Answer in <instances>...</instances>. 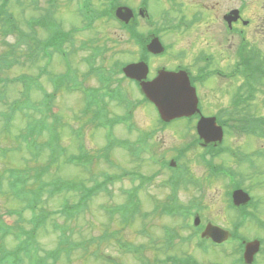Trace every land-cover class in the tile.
<instances>
[{
    "label": "rangeland",
    "instance_id": "rangeland-1",
    "mask_svg": "<svg viewBox=\"0 0 264 264\" xmlns=\"http://www.w3.org/2000/svg\"><path fill=\"white\" fill-rule=\"evenodd\" d=\"M37 11L30 0H22L23 5L17 6L16 1H8L6 9L18 17L19 21L29 31L26 25L31 17H39L44 14L43 8H51L52 16L60 24L65 32L71 34V43L68 45L66 63L64 58L55 54L52 57L39 59L37 62L32 60L29 55L22 57L20 65H13L12 70L0 71V157L2 151L6 150L7 158H0V173L10 167L20 169H30V167L48 166L45 178H62L72 180L78 183L85 182L89 186L97 185L98 182L107 181L105 175H120L124 172H140L146 175H156L154 182L146 184L139 192L141 207L144 213L153 208V201L164 200L169 193V188L163 186L173 170L162 167L154 162L153 158L163 157L165 159L175 158L179 155V164L183 171L187 172L189 182L183 185L179 192V199L184 204H189L190 199H196L200 204L201 210L199 216L202 224L211 222L224 228L235 229L247 240L261 238L264 240V134H251L239 132L237 125H241L240 120L264 121V83L258 88L256 99L246 111L236 112L234 115H222L223 119H232L231 128H228L222 142V150L212 159L213 165L225 167L235 174V179L242 181L243 186L248 188L254 197L255 209H249L254 212L246 220H240L235 211L228 207V191L233 183L229 176L222 173L216 177H210L212 174L208 164L203 157L210 160V155H205L206 148L191 144L195 139L196 130L188 125L185 120L178 119L167 127L159 123V116L155 106L152 103L145 102L140 104V91L137 85L130 79H123L121 86L124 95L136 106L133 108L132 118L129 125L133 124V130L130 131L129 125L120 123L113 129L114 137L133 141L137 139L141 132H147L150 136L148 150L139 156L131 154L130 149L116 146L112 151V163H107L102 157L99 158L108 144L107 132L105 128H97L90 122V116H84L82 109L84 106V96L81 92L70 91L66 85L60 87L56 93L51 106L52 112L44 115L37 109L38 104L44 98V92L33 85L32 82L38 79L45 92H54L55 85L52 82L54 75H67L73 78L85 81V85L99 86L96 77H87L89 69L88 58L93 60L90 55L99 46L104 48V53L98 57V62H104L107 67H114L119 64L122 68L128 62L140 60L141 47L135 44V40L130 38L128 31L118 27L114 20L106 18H96L92 26H87V21L81 16L79 1L85 4L90 1L91 6L99 11L106 5V0H56L50 5L49 0H35ZM183 2V7L179 2L170 0H148L149 14L152 15V22L140 18L138 24L139 31L148 34L163 28L161 33L165 43L169 45L168 50L158 58L148 55V63L151 61V69L155 74L157 67H166L168 70L176 62L179 64H193L196 53L203 49L214 56V67L224 70H231L232 64L236 60L234 57L235 47L246 37V43L253 51L258 52L260 56L264 55V33L261 19L264 15V0H178ZM3 0H0L2 3ZM124 4L136 9L142 0H121ZM140 4V5H139ZM182 4V3H181ZM32 5V6H31ZM200 6L199 13H202L201 21L195 22L190 27L177 30L172 20L165 17L179 18L182 15L189 20L193 9ZM34 7V8H33ZM192 7V8H191ZM231 7H241L244 11L245 19L249 20V27L245 28L244 33L234 32L228 36L224 29L222 13ZM35 8V9H36ZM98 8V9H97ZM183 10V11H182ZM181 11V12H179ZM87 27V28H86ZM44 28V27H41ZM240 28H243L242 25ZM36 34L38 39H45L49 35L45 31H39ZM13 33L4 34L0 21V55L7 53L15 40ZM230 37V38H229ZM35 40V39H34ZM135 41V42H134ZM37 40L29 44L28 47H36ZM23 48H26L24 46ZM202 51V50H201ZM22 53V52H21ZM14 55H8L13 58ZM72 70L68 71L67 69ZM28 74L32 81H28V87L16 81L19 75ZM11 80V81H9ZM240 78L229 79L227 81L212 78L201 88L200 94L205 114H213L219 111V108L230 111L234 99L235 90L241 83ZM264 81V80H263ZM15 100H21V105L28 107L23 111L12 113V103ZM48 101L47 99H45ZM132 106V105H131ZM107 108L111 117L124 115L126 109L130 108L128 102L118 103L115 101L107 102ZM234 111V108H233ZM207 115V116H211ZM235 123V124H234ZM36 125L44 127L41 134H32L31 128ZM237 124V125H236ZM58 133L57 141L53 146H59L63 154L59 159L55 158L56 164H48L51 159L50 142L52 141L51 128ZM49 129V130H47ZM238 131H236V130ZM37 130V128H35ZM264 133V132H263ZM141 134V133H140ZM83 142L86 151L93 154L94 170L93 173L84 171L81 166L71 164L69 157L72 154L79 153L78 145ZM45 145L43 153L35 162L34 155L37 153L35 145ZM198 144V146L196 145ZM190 145V146H189ZM187 148V149H185ZM178 149V150H177ZM185 149L180 152L179 150ZM109 151V150H108ZM182 155V156H180ZM130 176V175H129ZM195 179L199 181L192 185ZM98 181V182H97ZM140 178L125 177L121 179H111L107 181L106 188H100L94 201L90 204V209L82 213L78 218L64 220L57 217L59 223L67 224L72 239L80 242L82 246L70 245V258L62 259L60 264H111V262L98 259L96 256H102V253L118 255V260L124 264H140V260L134 254L116 253L113 245V236H121L122 239L134 244H145L141 253L144 257V264H168L166 261L171 257L187 258L192 257L201 264H237L235 259L237 254H232L233 243L227 242L224 245H212L209 242L202 241L199 247L196 236L189 238L194 233L190 228L193 224L194 216L189 220V226L185 227V221L178 216L169 215H148L136 216L128 222H125L124 213L118 212L109 214L115 207L124 206L127 200H130L129 192L140 184ZM200 184L201 187H197ZM105 190V191H102ZM77 200V197L73 201ZM60 200L54 202L45 201L41 203L48 210H55L59 207ZM22 203L11 198L8 194H0V211L8 209H20ZM104 207V209H101ZM106 210L108 212H106ZM106 212V213H105ZM57 216V214H56ZM8 221L16 222V217H7ZM54 217L44 230L37 234L45 250L60 248L57 244L61 237L58 231H54L52 222ZM243 221V222H242ZM241 222V223H239ZM241 224V225H240ZM145 227L146 231L141 232ZM174 231L175 241L169 243L167 229ZM104 232L110 233V238L100 239ZM64 237L66 233L62 232ZM178 234V236H177ZM94 238L93 243L89 240ZM108 240V241H107ZM15 241L9 240L8 245L14 246ZM264 246V245H263ZM236 250V249H235ZM181 260L179 264H184ZM26 264V263H25ZM258 264H264V254L258 255Z\"/></svg>",
    "mask_w": 264,
    "mask_h": 264
},
{
    "label": "trees",
    "instance_id": "trees-1",
    "mask_svg": "<svg viewBox=\"0 0 264 264\" xmlns=\"http://www.w3.org/2000/svg\"><path fill=\"white\" fill-rule=\"evenodd\" d=\"M8 1L3 0V3L0 5V20L4 23L7 31L15 33V36L18 37L16 45L14 47L15 56L11 58V61H8V57L3 59L4 66L3 68L12 67L15 64L22 63L21 58L24 54L19 53L18 49L21 41L25 36L22 34L19 19L16 17L12 11L6 9L5 7L8 4ZM14 1V0H13ZM16 4L21 2V0H15ZM35 3V0H30ZM118 1V3H117ZM119 0H112L110 8H107L103 11L101 15L109 16L113 13L114 8L119 5ZM19 6V5H18ZM50 14V12L48 13ZM99 15V17H103ZM88 18V16H85ZM47 19V17H45ZM89 25L93 23L92 20L89 21ZM2 28V27H1ZM120 28L125 30V28L133 33V35L140 41L143 45V33L136 30V27L129 26L123 23ZM3 30V28H2ZM68 33L56 28L52 34L46 37V42L40 43L41 46L45 45L55 46L57 49H61L63 44L68 38ZM99 53H104V48L99 46L97 48ZM28 56V54H25ZM29 56L35 61L39 58V52L30 53ZM93 58L91 60L88 58V63L90 65V72L95 73L96 76L105 84L102 86L106 90L105 93L98 94L95 89H90L88 91V102L85 108V112L90 116V122L94 125L107 127L112 129V126L119 121L126 120L127 116L120 117L117 120L102 119L101 115H109V110L107 108V102L115 101L118 103L128 102V98L124 95L121 86L123 78L119 79V82H115V75L117 74V64L114 67H107L104 62H98V58L93 55L90 56ZM66 76H55V79L58 85L67 83L65 81ZM17 81L22 80L21 77L16 78ZM111 80V81H110ZM114 80V82H113ZM113 82V84H112ZM77 89L78 85L74 84ZM54 93L48 94V98H53ZM108 97V98H107ZM131 104V102L129 103ZM111 117V116H110ZM144 142V139L141 140ZM117 144H121V141L118 140ZM124 143V142H122ZM125 144V143H124ZM123 145V144H121ZM127 146L132 150V145H123ZM137 151L139 147L136 146ZM57 151L53 150L51 160L55 162L57 158ZM101 153V152H100ZM112 153V152H111ZM79 155L77 158H72L70 162H76L82 164L84 171H88L90 163L93 162L94 155L86 151ZM99 157L105 158L102 153L98 155ZM2 158V156L0 157ZM108 158V157H106ZM38 160V159H37ZM35 160V162L37 161ZM52 162L48 164L52 165ZM54 164V163H53ZM32 168V167H30ZM48 166L41 165L40 167H35L31 169L34 173H30L29 169H10L5 172L0 173V194H8L11 198L12 195L19 202L22 201L25 205H22L20 209H8L7 211H0V264H20L23 261V258L28 260V264H37L41 262L42 264H59L62 259L70 258V245L71 243L74 246H82L80 242H76L72 239L71 232H69V227L67 224L59 223L57 217L63 218L64 220L78 218L82 213H86L90 209V204L94 201L97 191L100 188H105L107 182H101L97 185L89 186L85 182H75L72 180H65L62 178L47 179L45 178V173ZM8 173V174H7ZM123 176V175H119ZM115 176V177H119ZM109 175L108 179H112ZM7 188H4V186ZM77 197V200L73 201ZM57 200H60L59 207L57 209L48 210L41 203L45 201H51L53 204ZM57 214V216H56ZM7 216H15L16 222L12 224L8 222ZM54 217L52 225L54 226V231H58L61 237L58 239L57 244L63 245L64 248H58L57 250H45L42 247V244L37 238L38 232L44 230L46 226L51 221V218ZM66 233L67 236L64 237L63 233ZM14 240V246H9L8 241ZM94 238L89 240V243H93ZM56 261V262H55Z\"/></svg>",
    "mask_w": 264,
    "mask_h": 264
},
{
    "label": "water",
    "instance_id": "water-1",
    "mask_svg": "<svg viewBox=\"0 0 264 264\" xmlns=\"http://www.w3.org/2000/svg\"><path fill=\"white\" fill-rule=\"evenodd\" d=\"M117 15L126 21L132 15V11L127 7H121L117 10ZM148 47L155 53L163 50L159 39H154ZM124 72L130 79L140 82L144 94L157 106L164 120L171 121L198 111V97L195 88L190 85L184 72L162 70L155 79L148 81L149 67L146 62L128 64L124 67ZM198 130L207 143L221 141L223 138L222 127L218 126L215 118L212 117H202L198 123ZM233 197L237 205H242L250 200V196L241 189L235 190ZM203 236H208L216 242H223L229 238L230 233L219 226L210 224L205 229ZM259 244V241L247 243L245 251L247 263L252 262L259 249Z\"/></svg>",
    "mask_w": 264,
    "mask_h": 264
},
{
    "label": "flooded vegetation",
    "instance_id": "flooded-vegetation-1",
    "mask_svg": "<svg viewBox=\"0 0 264 264\" xmlns=\"http://www.w3.org/2000/svg\"><path fill=\"white\" fill-rule=\"evenodd\" d=\"M170 1L179 2L180 6L183 7L184 3L181 1H178V0H170ZM200 9H201L200 6H196V9H193L195 13L192 14V17L189 20H187V17L185 15H182L177 19L171 18V17H165V18L171 19L173 24L175 25V28L177 30H180V28H186V22L187 21H194V22L201 21L202 18L200 15L203 13V11L201 9L202 13H199ZM233 10H238L240 17H239V19L235 20L233 18V16H231L232 23H231V25L227 24V27H226L227 37L233 35V33L237 32V31H239L240 34L244 33L245 28L249 27V25H250L249 20L245 19L244 11L241 7L229 8L227 11L222 13V18L224 17L225 14H228L229 12H232ZM148 11H149L148 8H147V10H145V11L142 10L141 12H140V8L135 9V13L131 17V20H133L134 23L137 24L138 21L140 20V18L141 19H144V18L152 19L151 18L152 15H150ZM179 12H181V11H179ZM261 23H262L263 33H264V15L261 19ZM241 25L243 28H240ZM160 29H162V28H157V30H153L149 33V35H147L148 41L146 43V47L154 37H156L157 35L159 37L162 36ZM246 40H247L246 37L243 36L241 41L237 44V47H235L234 57L236 58V60L233 62V64L235 62L236 63L242 62L243 68H245L246 71H248V69H250L251 67L258 66L261 70L260 75H259L261 80L250 81L249 74L248 73L246 74V77L244 79H242L241 83L239 84L242 86V94H243L242 97L245 100L248 98V95H246V94L249 93V87L251 84H258V87L260 88L261 87L260 85L264 83V81H263L264 80V55L260 56L258 54V52L253 51L252 50L253 48L249 47V45L246 43ZM161 41L163 42L164 46L166 47V50H168L169 45H167L165 43L164 38H161ZM166 50H164L161 53H155V52L150 51V52H148V55L156 57L159 59V57L162 56L166 52ZM201 50H199L196 53L193 64H182V63L179 64V62L178 63L176 62V64L173 65V67L171 68L172 70H182V69L186 70L187 69L191 75V80H192L193 84L198 88L199 95L202 94L200 91H202L201 88L205 85V82H201L200 80H197V79H195V81H194V76L196 77L198 75V73L200 72L202 74L201 80L206 81V82H208L212 78H215V76L211 74V69L214 67L213 66L214 56L211 53L205 52V50H203V49H201ZM148 55H147V58H148ZM149 62H150L149 79L154 78L159 73V71L161 69L166 68V67H157L155 69V74L151 75V73L153 72V69H151V67L153 65L151 64L150 60H149ZM238 93H239L238 91L235 92L236 97H238ZM201 101H203L202 98H201ZM262 102H264V100H262ZM218 110L219 111H217L216 113H213L212 115H234L237 112V111H233V106H231L230 111H225V109H222V108H219ZM246 110H248V107L244 108L243 111H246ZM201 114L202 115H211V114H205V111L202 109H201Z\"/></svg>",
    "mask_w": 264,
    "mask_h": 264
},
{
    "label": "bare ground",
    "instance_id": "bare-ground-1",
    "mask_svg": "<svg viewBox=\"0 0 264 264\" xmlns=\"http://www.w3.org/2000/svg\"><path fill=\"white\" fill-rule=\"evenodd\" d=\"M178 72H182V71L181 70H178ZM114 77H115L114 79H116L115 82H119L118 80L121 79V78H123V72H122V70L118 69L117 70V74ZM201 107H203V103L202 102H201Z\"/></svg>",
    "mask_w": 264,
    "mask_h": 264
}]
</instances>
